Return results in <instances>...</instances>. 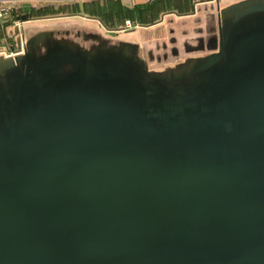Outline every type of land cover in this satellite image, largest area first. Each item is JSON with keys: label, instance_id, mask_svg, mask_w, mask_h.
<instances>
[{"label": "water", "instance_id": "water-1", "mask_svg": "<svg viewBox=\"0 0 264 264\" xmlns=\"http://www.w3.org/2000/svg\"><path fill=\"white\" fill-rule=\"evenodd\" d=\"M215 2L163 66L95 25L15 26L0 264H264V0Z\"/></svg>", "mask_w": 264, "mask_h": 264}, {"label": "rangeland", "instance_id": "rangeland-1", "mask_svg": "<svg viewBox=\"0 0 264 264\" xmlns=\"http://www.w3.org/2000/svg\"><path fill=\"white\" fill-rule=\"evenodd\" d=\"M3 5L8 11V18L5 21V27L2 30L0 29V46L5 45L9 48L10 46L15 45L14 28L18 24L17 18L20 17V12H30L33 16H29V18H32L31 20L23 21L20 24V28L21 26L41 25L55 21H80L86 24L98 26L99 29L107 36L141 39V35L139 36V34H141L142 31L151 29L152 27H147L148 29L143 28L139 31L136 29L129 32L115 33L109 29H104L106 28V25L101 20L91 18L90 16L95 15L101 19H105L107 25H113L114 22L120 24L126 19L149 23L150 20L158 19L160 15L170 12L175 3L171 0H146L138 3L133 2V0H59L39 3L20 1L17 4L7 2L3 3ZM147 7L148 9H145ZM141 8H144L146 11ZM24 15L28 14L24 13ZM87 17L92 20H87ZM165 17L167 18L165 19L163 26H161L162 28H168L169 26L166 24H168L171 18H173H169L168 15ZM159 20L160 18L157 21ZM179 25V23L175 24L178 30L180 28ZM148 34L150 36H154L155 32L153 33L150 31ZM154 39L155 38L152 39L150 37L151 43L154 42L152 41Z\"/></svg>", "mask_w": 264, "mask_h": 264}, {"label": "crops", "instance_id": "crops-1", "mask_svg": "<svg viewBox=\"0 0 264 264\" xmlns=\"http://www.w3.org/2000/svg\"><path fill=\"white\" fill-rule=\"evenodd\" d=\"M146 0H133V2H143ZM205 1H210V0H183L181 2H178L176 5H174L171 9L170 12L165 13L164 15H161L160 20L157 22H154L152 24H150L149 26H145L142 28L137 29V31L142 30L143 28H149L152 27L151 29L147 30V31H142L141 34H139V36L141 35V39H136L138 41L141 42H146L148 43L149 46L152 47H156L157 44H161L162 41H164L165 39H168V37L171 35L170 32V28H173L175 30V33H179L180 30L181 31H187L190 35H193V29L196 27H199L201 25H203V23L200 25L198 23L197 20V16H205L206 13H208V11L210 10L209 7L210 3L206 4L204 2ZM193 6V10L191 9V7ZM177 7H179V10L181 12H177L174 9H177ZM169 16V18H171L170 22L166 25H168L169 27H163L161 30H156L158 28H160L161 26H163V24L165 23V19L167 17L165 16ZM95 20V19H93ZM176 23H179V30L177 29V27L175 26ZM102 25V24H101ZM147 28V29H148ZM104 29H109V28H104ZM153 29V30H152ZM152 31L153 33L155 32L154 36H150L148 34V32ZM157 33V34H156ZM181 35V32H180ZM182 36V35H181ZM150 37L153 39L155 38L153 43H151L150 41ZM187 37H189V35H185L184 38L186 39Z\"/></svg>", "mask_w": 264, "mask_h": 264}, {"label": "flooded vegetation", "instance_id": "flooded-vegetation-1", "mask_svg": "<svg viewBox=\"0 0 264 264\" xmlns=\"http://www.w3.org/2000/svg\"><path fill=\"white\" fill-rule=\"evenodd\" d=\"M213 1V3H212ZM216 0H210V1H203L206 4L210 3L209 8L210 10L208 13H213L214 9L211 8V6H216ZM205 16H197L198 23L202 24L199 27L194 28L193 35H190L187 31H181L179 33H175V30L173 28H170L171 35L168 37V39H165L162 41V43L157 44L156 47L149 46V49L152 50V52L155 54V63L157 65L163 66L167 63H170L172 61L177 60L178 58L185 56L187 54H199L200 51L193 50L191 52H186L187 47H196L199 44V39L203 38L206 39V37L209 35L207 30V14ZM5 27V21L0 20V29L2 30ZM181 29V28H180ZM129 32V31H128ZM185 35H189L186 39L184 38ZM0 48L7 49L5 45H1ZM9 48H13V46H10ZM177 49V53L175 54L174 51Z\"/></svg>", "mask_w": 264, "mask_h": 264}, {"label": "built area", "instance_id": "built-area-1", "mask_svg": "<svg viewBox=\"0 0 264 264\" xmlns=\"http://www.w3.org/2000/svg\"><path fill=\"white\" fill-rule=\"evenodd\" d=\"M20 1H30V2H45V1H59V0H0V20H4L6 21V19L8 18V11L6 10V7L3 5V3H7V2H11L13 4H17ZM22 22L18 21L17 25H20ZM141 28V26L139 25H135L133 22L131 21H127L124 26L117 28V29H109L112 32H128L131 30H136ZM1 49V53L7 54V55H14L17 52V47H16V41H15V45L13 46V48H0Z\"/></svg>", "mask_w": 264, "mask_h": 264}, {"label": "trees", "instance_id": "trees-1", "mask_svg": "<svg viewBox=\"0 0 264 264\" xmlns=\"http://www.w3.org/2000/svg\"><path fill=\"white\" fill-rule=\"evenodd\" d=\"M171 1H174V3H175V5L178 3V2H181V1H183V0H171ZM142 10H144V11H146L145 9H148V7L147 8H141ZM191 9L193 10V6L191 7ZM174 10H176L177 12H181L180 10H179V7H177V9H174ZM147 11H149V10H147ZM24 13L25 14H28V16H30V17H33L32 16V13H30V12H20L19 13V16L21 17L22 15H24ZM16 16H17V14H16ZM161 16V15H160ZM160 16H159V18H160ZM91 18H95V19H99V20H101L105 25H106V27L107 28H109V29H117V28H120V27H122V26H124V24L127 22V21H131V22H133L135 25H139V26H141V28L142 27H145V26H149L150 24H152V23H154V22H156L158 19H155V20H150V22L149 23H143V22H138V21H135V20H133V19H126V20H124V22L123 23H120V24H117V23H115L114 22V24L113 25H107V22H106V20L105 19H101V18H99V17H97V16H95V15H93V16H90ZM16 18V17H15ZM159 30H161L162 29V27H160V28H158Z\"/></svg>", "mask_w": 264, "mask_h": 264}]
</instances>
